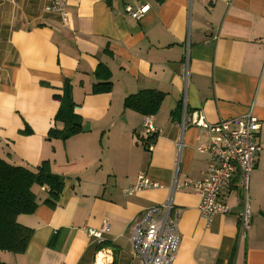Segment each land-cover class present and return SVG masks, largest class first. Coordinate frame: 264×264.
I'll use <instances>...</instances> for the list:
<instances>
[{
  "label": "crops",
  "instance_id": "0c3cea01",
  "mask_svg": "<svg viewBox=\"0 0 264 264\" xmlns=\"http://www.w3.org/2000/svg\"><path fill=\"white\" fill-rule=\"evenodd\" d=\"M50 3L0 0V159L30 171L47 163L63 182L54 208L44 204L46 187L33 188L35 213L17 218L33 232L27 249L0 252V262L139 264L133 225L171 198L180 238L173 264H264V0H68L66 23L45 11ZM143 6L140 20L125 12ZM149 92L163 97L151 151L139 137ZM66 96L81 130L64 139L56 117ZM184 97L187 111L211 124L251 109L260 124L245 236L236 182L222 193L230 213L208 225L185 186L206 177L208 161L195 151L199 129L181 128ZM140 173L157 188L125 197ZM103 224L111 247L98 252L88 230Z\"/></svg>",
  "mask_w": 264,
  "mask_h": 264
},
{
  "label": "built area",
  "instance_id": "2783aa9c",
  "mask_svg": "<svg viewBox=\"0 0 264 264\" xmlns=\"http://www.w3.org/2000/svg\"><path fill=\"white\" fill-rule=\"evenodd\" d=\"M67 3L68 0H51L45 11L61 16L66 23ZM147 10V6L139 7L135 11L127 7L125 12L132 19L140 20ZM188 126L199 129L195 151L205 156L208 161L206 177L185 184L190 186L200 199L199 212L202 220L208 225L216 216L230 213V207L224 202L222 193L236 182V187L241 191L240 230L245 236L251 228L252 221L249 203L251 174L262 152L261 146L257 143L259 122L253 117L251 109L241 118L211 124L201 111L189 113L184 97L181 128L184 131ZM157 134L158 130L153 124L152 117H145L139 137L148 151L152 150L150 140ZM155 188L157 185L153 184L145 173H140L136 184L122 190V194L130 197L143 190ZM178 218L179 213L174 210L171 198L159 206L144 211L142 219L133 225L131 237L133 251L139 264L174 263L180 245ZM108 230V225L103 224L99 230L89 229L88 235L101 244Z\"/></svg>",
  "mask_w": 264,
  "mask_h": 264
},
{
  "label": "trees",
  "instance_id": "16d2710c",
  "mask_svg": "<svg viewBox=\"0 0 264 264\" xmlns=\"http://www.w3.org/2000/svg\"><path fill=\"white\" fill-rule=\"evenodd\" d=\"M106 86L108 85L97 86V92ZM148 95L150 96L147 103L149 110L145 117H152L163 97L152 92H149ZM127 103L138 110L142 104L136 99H129ZM73 108V103L66 96L56 117L57 121L65 124V129L61 132V137L64 139L79 133L81 130L79 117L73 113ZM49 136L55 137L52 131ZM34 187H46L48 189V199L44 204L54 208L55 202L61 194L63 182L60 178L50 174L47 163H42L35 171H30L24 167L11 166L0 159V252H8L14 255L25 253L33 232L19 225L17 218L35 213L37 203L33 191ZM110 247L106 243H101L96 251L99 252ZM0 264L3 263L0 262Z\"/></svg>",
  "mask_w": 264,
  "mask_h": 264
}]
</instances>
